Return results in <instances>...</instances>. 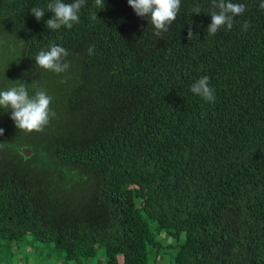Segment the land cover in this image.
Returning <instances> with one entry per match:
<instances>
[{"label": "trees", "instance_id": "1", "mask_svg": "<svg viewBox=\"0 0 264 264\" xmlns=\"http://www.w3.org/2000/svg\"><path fill=\"white\" fill-rule=\"evenodd\" d=\"M49 2L0 0V90H43L55 113L27 133L0 109V246H25L18 264L98 249L99 264H157L166 249L172 264H264L261 0H232L246 10L215 36L211 0H181L160 37L128 0H85L72 29L49 30ZM50 44L67 49L65 72L36 65ZM201 76L214 102L191 93Z\"/></svg>", "mask_w": 264, "mask_h": 264}, {"label": "clouds", "instance_id": "2", "mask_svg": "<svg viewBox=\"0 0 264 264\" xmlns=\"http://www.w3.org/2000/svg\"><path fill=\"white\" fill-rule=\"evenodd\" d=\"M85 0H50L47 4V11L53 13L45 24L49 30H59L61 27L72 29L74 24H78L79 13ZM97 8L105 7L104 0H95ZM128 5L134 10L138 17H147L153 26L154 35L160 37L162 33L168 31L169 26L176 20L180 11L181 0H128ZM212 11L210 12L211 24L207 28L210 36H215L222 28L231 30L235 21L234 17L241 16L246 8L242 3H234L232 0H211ZM259 9L264 10V0H261ZM193 13L199 14L200 8H193ZM31 14L37 21L45 15L44 8L33 7ZM92 19H97V14ZM250 24L245 21L242 31H247ZM193 33L189 29L187 38L191 40ZM94 47L89 46L88 54L92 55ZM69 55L67 49L56 44H50L47 50H41L35 56V63L38 67L50 70L57 74L65 72L69 68L66 57ZM191 93L199 96L205 102H214L215 95L209 86V77L201 76L194 81L190 87ZM51 97L43 90H35L32 95L25 84L9 87L0 90V109H11L10 118L14 121L15 127L20 131L31 133L33 131H43L49 123L50 117L55 113L50 111ZM4 129L0 128V135Z\"/></svg>", "mask_w": 264, "mask_h": 264}, {"label": "rangeland", "instance_id": "3", "mask_svg": "<svg viewBox=\"0 0 264 264\" xmlns=\"http://www.w3.org/2000/svg\"><path fill=\"white\" fill-rule=\"evenodd\" d=\"M134 196H135L136 205L140 206L142 204L141 195L135 191ZM148 222H150V221H148ZM7 252L10 253L11 257H13L12 258L13 264H18V262H20L19 260L24 261L26 259V256H27L26 251H25V246H19L16 244H12L10 246L3 245V246H0V262L6 261ZM154 252H155L154 249H152L150 251V257H152L154 255ZM169 254H170V250L166 249L164 256L161 258V260L157 264H172ZM97 255L99 257L102 256L103 250L98 249ZM58 260H62V257H58ZM30 261H31V264H36L35 257L31 258ZM89 261L91 262L90 264H98V261L96 259H90V260H88V262ZM119 262L121 263V259L119 260ZM149 264H152V263H149Z\"/></svg>", "mask_w": 264, "mask_h": 264}, {"label": "crops", "instance_id": "4", "mask_svg": "<svg viewBox=\"0 0 264 264\" xmlns=\"http://www.w3.org/2000/svg\"><path fill=\"white\" fill-rule=\"evenodd\" d=\"M104 256H105V254H104V250H103V255L100 256V257L97 255L96 260L99 262V260H100V259H103ZM35 260H36V264H40V263H41V264H44V263L42 262V260H40V259L38 260V258H36V257H35ZM61 261H62V260H58V258H57V264H61V263H60ZM158 262H159V261H158ZM90 263H91V262H90V261L88 262V260H86V259L83 260V264H90ZM26 264H31V261L28 260ZM98 264H99V263H98ZM118 264H122V263H120L119 260H118Z\"/></svg>", "mask_w": 264, "mask_h": 264}, {"label": "water", "instance_id": "5", "mask_svg": "<svg viewBox=\"0 0 264 264\" xmlns=\"http://www.w3.org/2000/svg\"><path fill=\"white\" fill-rule=\"evenodd\" d=\"M22 153L25 157H28L31 154V151H30V149L25 148V149H23Z\"/></svg>", "mask_w": 264, "mask_h": 264}]
</instances>
